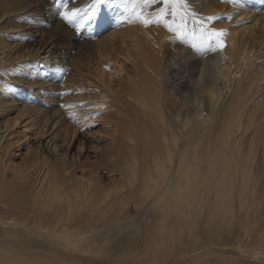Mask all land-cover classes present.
Here are the masks:
<instances>
[{"label":"bare ground","instance_id":"1","mask_svg":"<svg viewBox=\"0 0 264 264\" xmlns=\"http://www.w3.org/2000/svg\"><path fill=\"white\" fill-rule=\"evenodd\" d=\"M82 1L0 0V264H264V99L258 100L264 96V12L249 15L251 20L240 28L241 38L237 32L232 37L223 33V49L212 51L197 34L191 40L197 55L178 53V47L172 54L164 50L163 29L143 25L128 11L124 14L129 21L116 22L95 45L85 22L71 27L60 20L63 4L69 11L82 3L85 10L94 6ZM189 2L206 27L219 29L207 20L221 14L213 15L221 6L218 0ZM150 4L156 10L163 3ZM166 19L180 24L171 9ZM52 24L56 29L46 30ZM191 26L189 19L185 30ZM113 37L120 39L118 44ZM77 42L82 44L80 56L97 49L102 63L116 67L115 57L121 54L127 59L125 70L140 71L137 94L131 93L133 105L157 123L158 141L147 145L149 164L142 166V175L136 163L128 164L120 189L98 190L87 183L89 195L83 186L79 197L65 196L45 161L42 166L29 163L39 180L26 192L24 185L6 181L16 166L10 156L15 126L22 117L24 137L30 132L26 129L43 133L55 152L75 136L76 129L68 137L59 136L60 119L54 122L44 113L45 99L36 87L75 85L54 74ZM72 76L79 88L90 86L83 69ZM99 76L107 86L110 76L104 71ZM125 77L117 80L121 89L109 84L110 89L101 88L100 93L125 91ZM188 78H197V85L186 83ZM71 90L76 97L68 108L84 119L93 103ZM174 96L180 97V105ZM19 99L28 104L18 106ZM9 110L19 114L13 121L5 117ZM95 193L101 205L87 204ZM65 197L69 205L60 207ZM127 199L140 217L152 216V238L143 246L137 237L144 225L119 214Z\"/></svg>","mask_w":264,"mask_h":264},{"label":"rangeland","instance_id":"2","mask_svg":"<svg viewBox=\"0 0 264 264\" xmlns=\"http://www.w3.org/2000/svg\"><path fill=\"white\" fill-rule=\"evenodd\" d=\"M49 1L51 0H48V2ZM61 1L65 3V0ZM88 1L94 2L97 10L93 18H88V14L93 7L85 10L84 3H82L80 7L77 9L75 8L77 11L71 22L65 21L62 19V16L60 20H63L65 25H70L71 27H76L81 25L80 23L85 22L86 25L90 26V40L97 45L100 41L104 40V36L107 33L115 29L114 25L116 22H119V20H126L127 17L124 13L127 11L120 12L118 10L119 5V8L125 10L124 5L120 3V1H116V3L114 2L115 0H103L100 4H96V0ZM218 1L221 3V9L219 8L217 11H214L215 13H213V15L217 12L221 14L214 16L215 18L211 20V22L219 26V29H224V33H226L228 37H232L233 32H237L238 37L241 38L240 28L251 20L249 19V15H254L256 14L255 12H264V0H236L235 3H233V0ZM71 2H74V0H69L68 3ZM65 6L63 4L59 9L65 11L67 7ZM157 7L159 8L155 10L150 4L144 11L150 16L155 17L159 13V9L163 7V4H158ZM193 7H196V5ZM115 9H117V11H115ZM112 11L114 13H112ZM115 13H118V15L116 16ZM237 14L240 16L234 18ZM242 15H245V17L240 19ZM232 18L234 19L232 20ZM173 21L174 20L169 19L168 23L175 28L178 24L174 25ZM128 23L129 22H126V25ZM54 25L55 24L50 25L46 30L56 29L57 26ZM149 26H155V28L159 27L166 33L167 37L164 36V50H169L174 54L177 50L176 47H178L181 49L178 53L185 54L188 51L197 55L193 52L196 46L193 47V44H191L193 42L191 41V33L196 30L197 32H195L199 34V26H191V29L188 28L185 30L189 35L185 36L183 39L178 38L175 32L169 31L163 22L154 21ZM1 36L2 34L0 32V37ZM230 39L236 44L239 43L237 37ZM118 40L120 39L113 37L114 43L118 44ZM62 44L64 45L65 43ZM68 47L71 48L70 46ZM81 48V43H75L74 50H71L72 48L70 49L71 53L69 58L54 75L57 78L64 76L69 79V83L74 82L75 85L71 89H77L79 92L77 95L83 94V96L89 100L88 102L93 103V109L86 111L87 115L84 116V119L81 118L82 115L78 116L68 108L70 100H73L76 96H73V90L69 89L67 84L64 82H52L49 90H46L40 85L36 87L41 91L42 99H45L43 100V108H45L44 113L52 115V120L54 122L60 119V121L57 122L60 129L59 136L61 138L68 137L70 136V131L76 129L75 136L72 139L69 137L70 140L67 144H62L61 149L55 152L45 144V135H43V133L36 135V132L32 129H26L30 130V132L27 137H24V132L22 130L24 123L21 122L22 117L19 118L18 124L15 126L17 132L14 134L12 140L15 144L10 150V156L16 166L10 170L6 181L9 183L14 182V185L16 183L24 185L26 192L31 188L35 189L33 186H35L39 180V172L35 170L34 166L29 167V163L36 162L38 166H42L45 161L49 163L52 180L57 182L65 196L75 195L79 197L77 193L83 190V186L86 187L89 195V193L92 192L89 190V185H86L87 183H94L95 186L100 187L97 188L98 190L112 189L115 186H120V189L122 188L120 184L122 173H124L128 164L136 163L137 169L140 171V175H142V166H147L149 164L148 158L145 157L147 145H151L152 142L158 141V132L156 130L157 123L150 120L149 115L137 112L133 105V101L136 100V98L133 99L131 93H136V87L141 79L140 71L130 73L125 70L124 67H126L127 59L121 54L115 57L116 67H111L106 66L105 63H102L98 59L99 51L97 49L91 51L88 56L83 57L77 53ZM81 69L87 72L86 77L89 78L86 81V83L90 85L85 87L87 90L79 88V85L76 84L72 76L74 72ZM100 71H104V74L111 78L107 86L101 81V77L99 76ZM122 75L129 76V78H124L128 87L125 91L114 92V94H109L108 96H104L100 93L101 90L99 89L101 88L105 91L110 89L109 84H111V89L113 87L121 89L123 85L118 86L116 83L119 78H122ZM196 79L191 80L188 78L186 83H194L193 85L196 86ZM16 82L19 85V80L16 79ZM261 96L262 94H260L258 100L264 99V96ZM179 98V96L173 97L177 106L180 105ZM18 103H20L18 106L28 104V102H22L20 99ZM32 104H36V102L34 101ZM260 111H264V108L261 107ZM4 114L5 117H9L11 121L15 120L19 115L15 110L5 111ZM257 123L260 124L259 121ZM113 138H115V140H113ZM153 172L156 173L155 169ZM140 175L137 181L140 180ZM126 185L128 186L129 184ZM97 196V193L93 196H88L87 204L92 202L96 203L98 200ZM125 202L126 204L123 205L125 209H122L119 214L134 217V219L140 221V224L144 225L143 228L140 229V236L137 237V242L140 243V246H143L146 241L152 238V232H150L152 227V216L140 217L135 203L131 199H127ZM101 203L102 202L96 203V206L101 205ZM68 205V198L65 197L60 207ZM80 209L83 208L80 207ZM80 209L78 208L77 210L81 213ZM91 213H96V210H93ZM105 224V227L108 228L109 223ZM76 225L78 226L77 221ZM119 236L122 237L123 235L121 234ZM133 237L134 235L128 236L130 239Z\"/></svg>","mask_w":264,"mask_h":264},{"label":"snow or ice","instance_id":"3","mask_svg":"<svg viewBox=\"0 0 264 264\" xmlns=\"http://www.w3.org/2000/svg\"><path fill=\"white\" fill-rule=\"evenodd\" d=\"M103 0H96V4L102 3ZM155 0H128L124 4L125 11L131 13V15L139 20L145 26H148L155 22H163L169 31L175 32L178 38H184L189 35L185 31L187 27L188 20L190 19L193 25L199 26V38L201 41L208 45L212 51L217 49H223L225 47V41L223 40L224 29L209 28L205 26V21L198 18V13L191 7L189 0H162L163 7L159 9V13L153 17L147 14L144 9L149 3H154ZM236 0H233L235 3ZM169 9H171V15L173 17H180V24L173 28L171 24L168 23L167 17L169 15ZM76 9L71 11L65 8V11L61 13V16L65 21L71 22L73 16L76 13ZM95 5L88 14V18L91 19L96 15ZM215 17L208 16L207 20L211 21ZM191 35L195 36L197 33L193 31ZM214 45V46H213ZM196 45L193 44V47Z\"/></svg>","mask_w":264,"mask_h":264}]
</instances>
